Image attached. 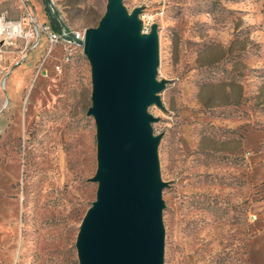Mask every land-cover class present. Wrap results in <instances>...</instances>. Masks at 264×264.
I'll return each mask as SVG.
<instances>
[{"label":"rangeland","instance_id":"obj_1","mask_svg":"<svg viewBox=\"0 0 264 264\" xmlns=\"http://www.w3.org/2000/svg\"><path fill=\"white\" fill-rule=\"evenodd\" d=\"M123 2L158 25L163 264H264V0ZM106 3L0 0L22 25L0 33V264H78L97 188L90 65L48 53L40 25L52 6L84 29Z\"/></svg>","mask_w":264,"mask_h":264},{"label":"water","instance_id":"obj_2","mask_svg":"<svg viewBox=\"0 0 264 264\" xmlns=\"http://www.w3.org/2000/svg\"><path fill=\"white\" fill-rule=\"evenodd\" d=\"M49 20H61L54 8ZM142 5L128 10L123 0H107L97 24L84 28L82 51L90 65L91 104L96 128L97 184L75 240L78 264H163L164 201L158 146L163 108L158 79L157 22L142 30Z\"/></svg>","mask_w":264,"mask_h":264},{"label":"built area","instance_id":"obj_3","mask_svg":"<svg viewBox=\"0 0 264 264\" xmlns=\"http://www.w3.org/2000/svg\"><path fill=\"white\" fill-rule=\"evenodd\" d=\"M142 11L139 13V16L142 19V30L149 31L150 25L152 22H154V19L151 15L142 13ZM29 14H30V18L33 21H36L34 17L35 14L32 12H29ZM4 18H5L4 15H0V33L6 32L8 34L16 35L12 27V24L15 22L5 21ZM60 20L62 24L59 29L53 28L50 23V20L49 22L47 21L46 23L45 22L42 23L40 25V29L46 34V38L49 44L48 53L51 52V50L56 45L58 44L62 45V50H63L62 51V61H65L66 63V61L72 58L73 54L77 50H80L81 52H83L81 41L83 40L84 29L70 28L63 22L61 17H60ZM56 69L59 72L62 71V65L61 64L56 65Z\"/></svg>","mask_w":264,"mask_h":264},{"label":"bare ground","instance_id":"obj_4","mask_svg":"<svg viewBox=\"0 0 264 264\" xmlns=\"http://www.w3.org/2000/svg\"><path fill=\"white\" fill-rule=\"evenodd\" d=\"M13 30L15 34H19L22 30V25L19 23H13L12 24Z\"/></svg>","mask_w":264,"mask_h":264},{"label":"trees","instance_id":"obj_5","mask_svg":"<svg viewBox=\"0 0 264 264\" xmlns=\"http://www.w3.org/2000/svg\"><path fill=\"white\" fill-rule=\"evenodd\" d=\"M100 16H101V14L97 17V19H96V23H95V24H97V22H98ZM50 23H51V25H52L53 28H56V25H55L52 21H50ZM95 24H94V25H95ZM91 26H93V25H91Z\"/></svg>","mask_w":264,"mask_h":264}]
</instances>
